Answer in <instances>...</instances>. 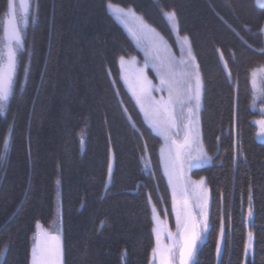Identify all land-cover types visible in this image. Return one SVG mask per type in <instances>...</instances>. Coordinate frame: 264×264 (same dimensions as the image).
<instances>
[{
    "label": "trees",
    "instance_id": "16d2710c",
    "mask_svg": "<svg viewBox=\"0 0 264 264\" xmlns=\"http://www.w3.org/2000/svg\"><path fill=\"white\" fill-rule=\"evenodd\" d=\"M107 2L34 0V19L23 36L28 51L17 53L10 110L0 115V155L5 157L0 160V249L11 241L0 264H29L37 223L47 227L53 220L57 187L64 264H149L152 206L170 214L160 139L120 77L118 59L134 54L135 45ZM112 2L133 8L171 44L175 32L187 35L201 65L200 128L211 159L192 172L205 178L210 190L211 230L197 246L193 264H217L222 215L226 233L220 264H264V141L257 138L250 84L252 71L264 66L259 54L264 35L257 31L254 0ZM6 4L0 0V37ZM171 10L178 31L164 15ZM145 142L148 152L142 153ZM142 156L149 161L146 170ZM249 188L253 217L247 216ZM249 231L254 254L246 257Z\"/></svg>",
    "mask_w": 264,
    "mask_h": 264
},
{
    "label": "snow or ice",
    "instance_id": "6c2138e0",
    "mask_svg": "<svg viewBox=\"0 0 264 264\" xmlns=\"http://www.w3.org/2000/svg\"><path fill=\"white\" fill-rule=\"evenodd\" d=\"M29 0H7L4 20V33L6 36L5 50L0 53V115H6L10 110V101L14 95V84L18 76L17 48H24L19 24L28 23ZM106 8L111 11L128 30L136 44L143 48V66L135 67V57H132L134 79L129 81L125 75L123 79L129 83L132 93L136 98L140 111L148 121L151 128L158 133L163 140L160 148V158L163 170L171 187V206L175 218L176 232L154 228L156 246L152 249L151 264H193L196 258L197 245L203 235L211 230L209 224V189L206 187L205 178L189 180L186 178V169L200 167L202 163L211 159L204 151L200 141L199 112L204 90V81L201 73V65L193 51L190 38L183 37L184 46L181 48L180 57L177 58L171 52L170 46L164 42V38L144 21L143 17L137 16L133 8H124L108 0ZM254 12L258 13L257 31L264 35V0H254L252 4ZM163 11V10H162ZM164 15L174 30H179V21L175 10L166 11ZM231 27V26H229ZM243 31L251 32V28L242 27ZM235 32L234 29H232ZM186 46V50H185ZM249 47H251L249 45ZM29 56L31 52L28 53ZM259 54L264 56V47L259 49ZM223 59V53H221ZM120 64L124 65V56L119 57ZM226 78L231 80L233 72L229 68L227 60L223 61ZM151 67L159 80L155 85L148 78L145 69ZM27 75L29 67L23 69ZM115 84V81H113ZM154 92L166 93L157 98ZM119 95V92L116 93ZM122 106L123 102L118 101ZM127 115V108H122ZM132 127L137 133L135 123ZM11 127V126H10ZM143 136V133H140ZM220 138L217 137V140ZM9 137L3 138L4 148L7 149ZM141 152H148L147 142L141 145ZM5 159L0 155V160ZM114 159V156H113ZM141 159H144L142 156ZM235 160V156L233 157ZM149 161L145 160L147 167ZM113 164L108 163V178L111 180ZM252 193L249 188L247 216L253 217ZM151 201V196H149ZM153 220L162 224L157 213L156 206H152ZM167 215V211H165ZM37 227L40 225L37 223ZM166 231L167 238L172 241L170 245H161V235ZM225 222L223 215L219 222L218 240L216 243L217 264L223 254L225 239ZM248 244L244 252L245 256L253 255L252 241L253 232H248ZM51 242L35 240L31 248L30 264H64V249L59 236H51ZM11 241H6L3 249H0V260H3L10 250Z\"/></svg>",
    "mask_w": 264,
    "mask_h": 264
},
{
    "label": "rangeland",
    "instance_id": "374dc122",
    "mask_svg": "<svg viewBox=\"0 0 264 264\" xmlns=\"http://www.w3.org/2000/svg\"><path fill=\"white\" fill-rule=\"evenodd\" d=\"M16 3L19 4V0H16ZM29 5H30V7H29V14H28V22L31 21L32 19H34V17H33V14H34V0H29ZM110 13L114 16V14L111 11H110ZM136 15L140 16L138 14H136ZM4 20H5V14H4L3 19H2V35L0 37V53H2L5 50V45H6V42H7L6 41V36H5V33H4ZM27 24H24L22 22L19 24V28H20V31H21L22 39H23L25 28H26ZM160 36H162V35L160 34ZM174 36H175V39H174V43L173 44L167 42L166 39L163 36L162 37L164 38V42L167 45L170 46L171 52L173 54H175L177 56V58H179L180 54H181V48H182V46H184V40H183V37L178 36L176 34V32L174 33ZM130 37H131V35H130ZM131 39H132V37H131ZM132 41H133V43L135 45L136 52L134 54H132V55L124 57V65H123V67L120 64V60L118 59V65H119V70H120L121 81H122L124 87L126 88V90L129 92V94L133 98V100L136 103L138 109L140 110L139 105L136 102V98H135V96L132 93V89L129 87V83H126L125 80L123 79V77L125 75H127L129 77V81H132L134 79L133 68L131 67L132 57L136 58V60H135V67L136 68L142 67L143 66V62H144V51H143V48L138 46L133 39H132ZM20 50H21L20 48H17V53ZM185 50H186V46H185ZM145 73L148 76V78L152 81L153 84H155V85L159 84V80L156 78V74H155V72L152 70V68L150 66L145 69ZM250 84H251V92H252V105L254 107L255 112L258 114L256 119L254 120V123L256 125L257 138L260 141H264V66H261L258 69H255L254 71H252L251 77H250ZM153 95H155L157 98H159L161 95L166 96L167 94L166 93H160V92H154ZM201 107H202V102H201ZM200 111H201V109H200ZM141 115H142V118L144 119V121L147 123V125L150 126L142 112H141ZM199 120H200V112H199ZM150 128H151V126H150ZM199 128H200V123H199ZM152 131L155 134L158 135V133H156L153 129H152ZM158 137L160 139L159 161H160L162 173H163V175L165 177V180H166V182L168 184V178H167V176L164 173L163 164H162V161H161V158H160V148L163 146V140H162V138L159 135H158ZM200 141H201V146L203 147L204 151H206V149H205V147L203 145V142H202L201 128H200ZM145 160L146 159L144 158L142 160V163H143L144 169L146 170L147 167H145V164H144ZM209 163H210V160L207 161V162L202 163L201 166L208 165ZM195 168H198V167L187 169V166H185L186 178L187 179L192 180V181L200 179V178H196V176L193 175L192 171ZM206 187H207V185H206ZM168 188H169V192H170V214L165 215L164 211L163 212L157 211L160 221L163 222L162 224H157L153 220V213H152V232H153L154 228L170 230L173 233L176 232L175 218H174V215L172 213V206H171V187H170L169 184H168ZM40 235H41L42 239L47 241V242H51L50 241V237L51 236H54V235L55 236H59L60 237V242L62 243L61 207H60V194H59L58 187H57V192H56V195H55L53 220L49 224V226H47V227H43L42 226L40 228ZM38 237H39L38 234L35 233L34 237L32 238L33 242L31 243V248L33 246L34 241L35 240H39ZM205 237H206V234L203 235L202 239L198 243V245H197L198 247L205 240ZM153 238H154V247H155L156 246V236H155L154 232H153ZM160 242H161V245H170L172 243V241L167 238L166 231L164 232V234L161 235ZM247 244H248V235H247L245 247H246ZM30 259H31V250H30V258H29V260ZM151 262H152V252H151L149 264H151ZM29 264H30V261H29Z\"/></svg>",
    "mask_w": 264,
    "mask_h": 264
},
{
    "label": "water",
    "instance_id": "95a60500",
    "mask_svg": "<svg viewBox=\"0 0 264 264\" xmlns=\"http://www.w3.org/2000/svg\"><path fill=\"white\" fill-rule=\"evenodd\" d=\"M121 23V22H120ZM122 24V23H121ZM123 25V24H122ZM124 26V25H123ZM39 230V229H38ZM38 233H39V231H38ZM42 242V241H41Z\"/></svg>",
    "mask_w": 264,
    "mask_h": 264
},
{
    "label": "bare ground",
    "instance_id": "6f19581e",
    "mask_svg": "<svg viewBox=\"0 0 264 264\" xmlns=\"http://www.w3.org/2000/svg\"><path fill=\"white\" fill-rule=\"evenodd\" d=\"M118 22L120 23V21L118 20ZM121 24V23H120ZM147 124V123H146Z\"/></svg>",
    "mask_w": 264,
    "mask_h": 264
},
{
    "label": "flooded vegetation",
    "instance_id": "af4514ba",
    "mask_svg": "<svg viewBox=\"0 0 264 264\" xmlns=\"http://www.w3.org/2000/svg\"><path fill=\"white\" fill-rule=\"evenodd\" d=\"M44 242H47V241H45V240H43Z\"/></svg>",
    "mask_w": 264,
    "mask_h": 264
}]
</instances>
